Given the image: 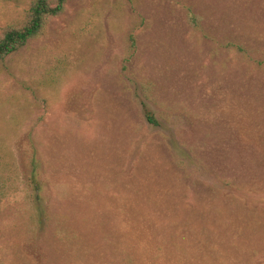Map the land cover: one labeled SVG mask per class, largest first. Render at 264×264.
<instances>
[{
	"label": "rangeland",
	"instance_id": "rangeland-1",
	"mask_svg": "<svg viewBox=\"0 0 264 264\" xmlns=\"http://www.w3.org/2000/svg\"><path fill=\"white\" fill-rule=\"evenodd\" d=\"M0 163V264H264V0H67L0 61Z\"/></svg>",
	"mask_w": 264,
	"mask_h": 264
},
{
	"label": "trees",
	"instance_id": "trees-1",
	"mask_svg": "<svg viewBox=\"0 0 264 264\" xmlns=\"http://www.w3.org/2000/svg\"><path fill=\"white\" fill-rule=\"evenodd\" d=\"M66 3L67 0H32L22 17L7 25L0 34V61L20 50L31 40L41 36L50 19L58 17L65 11ZM148 119L152 123H157L154 116L149 112ZM16 182L17 178L12 173L10 165H8L7 170L5 164L1 165L0 163V210L6 200L15 196L14 194L17 192ZM31 183L36 192L33 200L37 204L35 208L41 210L38 219L40 223L44 224L45 212L40 205L42 183L36 174L33 175Z\"/></svg>",
	"mask_w": 264,
	"mask_h": 264
}]
</instances>
